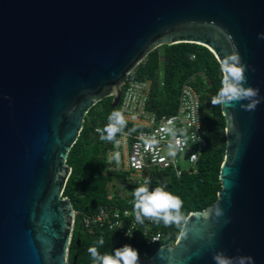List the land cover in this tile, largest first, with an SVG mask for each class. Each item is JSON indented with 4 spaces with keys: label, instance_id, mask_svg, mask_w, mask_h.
Masks as SVG:
<instances>
[{
    "label": "water",
    "instance_id": "1",
    "mask_svg": "<svg viewBox=\"0 0 264 264\" xmlns=\"http://www.w3.org/2000/svg\"><path fill=\"white\" fill-rule=\"evenodd\" d=\"M260 33L264 0H0V264H68L76 209L64 190L86 114L109 96L119 106L135 67L180 42L208 47L220 64L238 54L244 86L262 99L252 111L246 100L221 105L218 199L138 264H215L216 252L264 264Z\"/></svg>",
    "mask_w": 264,
    "mask_h": 264
},
{
    "label": "trees",
    "instance_id": "2",
    "mask_svg": "<svg viewBox=\"0 0 264 264\" xmlns=\"http://www.w3.org/2000/svg\"><path fill=\"white\" fill-rule=\"evenodd\" d=\"M192 54L196 57L192 58ZM148 62L139 63L129 75L132 78L152 77L156 79L151 97V108L159 114H172L178 106V98L183 83L195 76L205 106L212 115L207 122L211 137L205 152L199 159L196 169L185 171L178 176L172 171L154 172L149 191L162 187L164 191L182 200L181 213L186 218L192 211L203 210L216 202L222 189L220 170L226 151V119L221 105L213 106L211 100L222 87L223 74L221 64L215 54L206 46L180 42L164 44L147 55ZM163 77L164 85L160 87L157 79ZM113 97H105L95 104L85 116L84 127L77 142L73 145L68 163L72 166L65 186L64 195L68 196L76 209L75 226L69 249L68 264H92L88 248L103 237L105 244L98 247L101 254H114L115 249L129 245L143 255L145 250L152 254L159 245L175 242L182 226L164 225L161 221L156 227L164 232V237L155 247H147L143 242H131L117 231L107 230L91 233L83 224V216L92 214L103 204L119 205L133 208V189L141 185L127 183V172L110 167L109 153L119 138L114 142L102 141L100 131L108 124V116L119 110L112 104ZM120 180L125 194L111 190V183Z\"/></svg>",
    "mask_w": 264,
    "mask_h": 264
},
{
    "label": "built area",
    "instance_id": "3",
    "mask_svg": "<svg viewBox=\"0 0 264 264\" xmlns=\"http://www.w3.org/2000/svg\"><path fill=\"white\" fill-rule=\"evenodd\" d=\"M195 57L192 54V58ZM155 81L152 77L132 78L128 75L122 84L119 111L127 123L119 132L111 152L114 155L120 153V146L126 149V164L114 169L127 172V183L133 185H144L154 172L172 171L180 176L185 171L196 169L210 142L207 117L212 112L205 106L195 85V76L183 83L177 109L172 114H159L151 108ZM157 83L160 87L164 85L161 75ZM170 151H175V155H169ZM181 155L189 161L187 168L180 165ZM82 221L88 232L117 231L129 241L143 242L147 247L159 245L164 237V232L156 227L154 221L145 218L143 224L138 223L134 207L103 204L96 212L84 215ZM149 255L145 250L143 256Z\"/></svg>",
    "mask_w": 264,
    "mask_h": 264
},
{
    "label": "clouds",
    "instance_id": "4",
    "mask_svg": "<svg viewBox=\"0 0 264 264\" xmlns=\"http://www.w3.org/2000/svg\"><path fill=\"white\" fill-rule=\"evenodd\" d=\"M259 39H264V33H260ZM247 65L241 63V58L238 54H233L221 62V72L223 74L222 87L217 95L211 100L213 106L228 105L233 106L234 102L248 101L241 103V107L246 111L255 110L262 98L259 97V89L251 86L245 87L247 78L245 76ZM254 71V69H253ZM108 124L100 131V139L102 141L114 142L117 133L121 132L126 126V119L121 111L114 110L108 116ZM171 147V146H170ZM169 155H175V151H170ZM112 159L119 161V153H116ZM146 181L133 189L134 196V211L135 220L143 224L144 219L154 221L159 224L161 221L164 225L175 224L178 227L182 226L185 217L181 213L182 200L164 191L162 187H156L149 191ZM223 213L217 209L216 215L221 216ZM206 215V214H205ZM188 231L185 229L181 232L184 235ZM130 236V235H129ZM105 240L103 237L96 241V244L88 248V252L92 258V264H138V252L129 245H124L122 248H117L114 254H101L98 247H103ZM215 264H254L253 257L239 256L228 257L222 252H216L213 255Z\"/></svg>",
    "mask_w": 264,
    "mask_h": 264
},
{
    "label": "rangeland",
    "instance_id": "5",
    "mask_svg": "<svg viewBox=\"0 0 264 264\" xmlns=\"http://www.w3.org/2000/svg\"><path fill=\"white\" fill-rule=\"evenodd\" d=\"M118 150L120 151L119 153V161L117 162L115 159H112V157L114 156V154H112V152L109 155V162H110V167H112L114 169V167L116 168H121L126 164V149H124L123 146H120L118 148ZM180 165L182 168H187L189 165V161L187 159V157L185 155H181L180 156ZM130 181H133L132 179H129ZM111 190H117L119 191L121 194H125L126 190L123 188V184L120 180H117L115 182H112L111 185Z\"/></svg>",
    "mask_w": 264,
    "mask_h": 264
}]
</instances>
